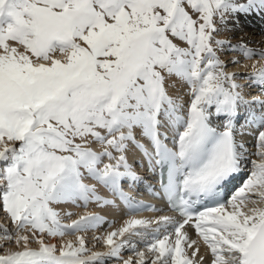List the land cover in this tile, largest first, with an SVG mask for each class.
<instances>
[{"label": "snow or ice", "instance_id": "obj_1", "mask_svg": "<svg viewBox=\"0 0 264 264\" xmlns=\"http://www.w3.org/2000/svg\"><path fill=\"white\" fill-rule=\"evenodd\" d=\"M257 15L264 0H0V264H264V65L220 55L264 58L221 35ZM130 152L176 215H135L164 209L123 190ZM98 186L127 205L118 225L72 210L118 207Z\"/></svg>", "mask_w": 264, "mask_h": 264}, {"label": "bare ground", "instance_id": "obj_2", "mask_svg": "<svg viewBox=\"0 0 264 264\" xmlns=\"http://www.w3.org/2000/svg\"><path fill=\"white\" fill-rule=\"evenodd\" d=\"M228 27L231 29V31H227L222 33V36L227 37L228 39L231 40L233 44H236L239 40L244 39L249 42L250 46L253 48H264V17L260 16H253V17H245L243 18L238 25H233L229 24ZM221 58L224 60H230L234 56H239L241 63L240 64H228L227 71L230 72H251L252 68L251 65L253 63H257V66L264 65V58H261L259 56H254L252 59H245L243 56H240L239 53L237 52H227L224 51L220 53ZM244 65H248V67H244ZM237 82L244 84V85H249L251 84V81L247 80L244 77H237ZM246 92H252L254 94H258V89L255 87L245 88ZM250 98V97H249ZM249 141V147L251 148V138L245 137ZM131 153L135 152H130L129 156ZM136 156H139L138 153ZM145 164L142 161V164L140 165H135L134 170L140 174L145 170ZM140 176V175H139ZM93 182V181H90ZM98 190L102 195L108 196L109 198H112L107 192V189L103 188L102 186H98ZM118 207L113 208V207H106V208H98L94 204L89 205L87 209L84 208H73L72 210L77 212L78 214H82L85 211H92V212H99L100 214L104 215L107 220L109 221H115L116 224L118 225L119 223L122 222L123 219L126 218L127 213L126 210L119 206L117 202ZM138 217H143V216H156L154 214L150 213H138ZM75 218V217H73ZM4 218L2 215H0V223H3ZM110 230L107 226L104 228H101L99 231L100 232H105ZM97 250H103V246L98 248ZM128 253V252H127ZM126 255V254H125ZM130 255V254H128ZM118 264V263H117Z\"/></svg>", "mask_w": 264, "mask_h": 264}, {"label": "rangeland", "instance_id": "obj_3", "mask_svg": "<svg viewBox=\"0 0 264 264\" xmlns=\"http://www.w3.org/2000/svg\"><path fill=\"white\" fill-rule=\"evenodd\" d=\"M102 247V246H101ZM126 254V255H125ZM128 254H130V255H132V253L131 252H125L124 253V256H125V258H127V256H129ZM118 262L117 261H114V260H110L109 262H108V264H117Z\"/></svg>", "mask_w": 264, "mask_h": 264}]
</instances>
